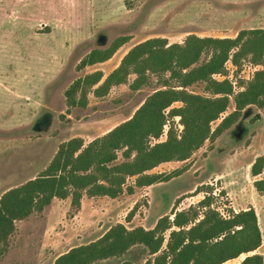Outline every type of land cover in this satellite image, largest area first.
Returning a JSON list of instances; mask_svg holds the SVG:
<instances>
[{"label": "rangeland", "instance_id": "1", "mask_svg": "<svg viewBox=\"0 0 264 264\" xmlns=\"http://www.w3.org/2000/svg\"><path fill=\"white\" fill-rule=\"evenodd\" d=\"M253 29H264V0H0V199L38 177L62 143L82 138L88 145L131 119L153 93L166 89L169 73H149L148 84L136 91L130 85L137 76L131 74L128 84L113 86L100 98L92 90L86 107L70 108L65 93L72 83L97 71L103 72L104 81L117 68L107 62L79 70L90 52L107 49L119 37L130 40L118 50V58L153 38L183 45L190 35L236 38ZM210 56L203 55L197 66ZM226 67V75L215 78L229 79L235 94L253 79L255 67V72L264 68L248 59L240 67L231 62ZM188 91L211 96L205 83ZM181 106L175 103L172 108ZM234 110L233 96L222 118ZM221 121L213 123V129ZM169 125L181 135L183 126L176 117L160 141L166 140ZM262 155L264 109L250 106L235 126L215 142L207 141L190 160L162 164L150 172L181 171L170 181L140 188L129 178L117 199L85 195L78 210L71 207L70 198L55 199L42 213L18 222L0 264H54L59 256L98 240L117 224L153 229L160 217L173 219L175 209L197 206L209 193L212 208L223 217L254 208L262 233L255 253L225 264H241L254 254L264 258V195L254 187L256 180L264 179V171L259 177L251 174L252 164ZM124 161L119 152L117 163ZM130 187H135L133 194ZM134 208L136 214L128 222ZM169 235L166 232V243ZM150 259L154 257L145 247L137 246L121 258L96 264H145Z\"/></svg>", "mask_w": 264, "mask_h": 264}, {"label": "trees", "instance_id": "2", "mask_svg": "<svg viewBox=\"0 0 264 264\" xmlns=\"http://www.w3.org/2000/svg\"><path fill=\"white\" fill-rule=\"evenodd\" d=\"M129 40L119 37L107 49L93 50L81 61L79 70L109 61ZM205 54H211L209 60L197 66ZM247 59L255 66L264 67V29L243 30L236 38L190 35L183 45L169 44L163 38L149 39L134 46L104 81L103 72L97 71L72 83L65 93L67 105L86 107L92 90L96 97H104L113 86L128 84L131 74L137 76L130 85L135 91L148 84L149 73L170 74L164 81L166 89L149 96L131 119L88 145L82 138L62 143L38 177L3 194L0 259L9 250L17 223L42 213L55 199L70 198L71 207L78 210L85 195L117 199L124 193L129 178H135V187L140 188L170 181L181 175V171L168 175L150 172L162 164L190 160L207 141L215 142L235 126L247 107L264 109V68L256 71L237 94L229 79L215 78L226 75L228 62L240 67ZM173 81L178 85L171 86ZM197 83H205L211 96L188 91ZM233 96L235 110L222 118ZM175 103L182 106L172 108ZM176 117H180L183 126L181 135L169 125L166 140L160 141L169 122ZM221 119L213 129V123ZM119 152L125 159L122 163H117ZM263 171L264 155L252 164L251 174L259 177ZM135 187H130L128 192L133 194ZM254 187L264 195V179L256 180ZM135 214L136 208L126 220L130 222ZM172 216L173 219L162 216L149 230L117 224L98 240L59 256L54 264H96L121 258L137 246L145 247V252L154 257L145 264H225L255 253L262 245L256 210L249 208L223 217L212 208L211 193L197 206L182 211L175 209ZM241 264H264V258L254 254Z\"/></svg>", "mask_w": 264, "mask_h": 264}, {"label": "crops", "instance_id": "3", "mask_svg": "<svg viewBox=\"0 0 264 264\" xmlns=\"http://www.w3.org/2000/svg\"><path fill=\"white\" fill-rule=\"evenodd\" d=\"M119 52V51H118ZM117 52V53H118ZM117 53L113 56V58H111L109 61H107V62H111L113 65H115V64H117V66L116 67H118V65L121 63V61H122V59L124 58V56L126 55V53L123 55V56H121V57H117L118 55H117ZM107 62H105V63H107ZM115 67V68H116ZM172 163V162H171ZM161 218V217H160Z\"/></svg>", "mask_w": 264, "mask_h": 264}, {"label": "built area", "instance_id": "4", "mask_svg": "<svg viewBox=\"0 0 264 264\" xmlns=\"http://www.w3.org/2000/svg\"><path fill=\"white\" fill-rule=\"evenodd\" d=\"M256 69H257V68L255 67L254 72H255ZM254 72H253V77H254ZM181 132H182V131H181Z\"/></svg>", "mask_w": 264, "mask_h": 264}]
</instances>
